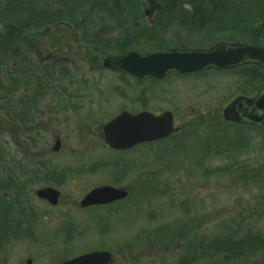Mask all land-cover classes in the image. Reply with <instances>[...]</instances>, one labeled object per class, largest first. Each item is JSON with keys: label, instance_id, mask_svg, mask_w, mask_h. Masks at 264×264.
<instances>
[{"label": "rangeland", "instance_id": "rangeland-1", "mask_svg": "<svg viewBox=\"0 0 264 264\" xmlns=\"http://www.w3.org/2000/svg\"><path fill=\"white\" fill-rule=\"evenodd\" d=\"M182 3L185 4L186 9L197 15L199 9L194 8L193 5L207 4L204 1L177 0L174 5L180 7ZM141 5L142 2L139 0V6ZM105 16H113V14ZM199 16L209 22L207 27L214 32H218V28L222 26L219 23L220 18ZM195 26H205V24L198 18ZM225 28L228 29V26L225 25ZM3 29L4 26L0 25V32ZM196 31L198 35L185 30H180L177 35L185 41H192L188 36L192 39H204L208 33L214 35L207 28ZM191 32L195 31L191 30ZM24 33H26L23 35L24 39L17 40L15 44L25 47L31 36L35 34ZM227 35L228 33L225 32L222 37H228ZM18 41H21V44ZM38 42L36 38L37 46ZM48 42L49 37H46L45 43ZM32 53L35 58L36 52L32 51ZM43 53H47V49H44ZM185 77L188 80H176L167 87L163 81L150 83L152 88L164 87L167 92L159 96L151 94L152 100L149 104L157 111L165 108L175 110L177 125L197 130L195 133L178 131L164 141L152 142L148 145L149 148L157 149L163 156L156 157L152 150L147 151L146 145L138 146L134 152L106 150L100 132L102 125L100 121H97L91 129H87L76 121L79 117L74 113L69 117L63 116L67 121L62 120L61 112H57L53 120L52 115H46L23 126H17L14 122L7 123L1 118L0 144L4 143L7 149L0 154V157L4 158L3 163L7 161L6 163L10 164L2 169L4 174L8 170H16L19 175L18 181H24L28 179L27 177L31 179V174H24L23 169L31 166L33 161L49 159L59 166L63 164L71 166L72 171L67 173L70 181L89 188L102 184L103 178L112 179V173L115 172L104 171L106 162L114 165L115 162L110 160L120 161L130 153L135 156L136 162L132 167L133 173L128 172L123 180L130 182L135 181L137 175L143 176L142 166L145 156H148L149 178H154L156 185L164 189V192L152 191L150 199L132 197L119 203L112 208L113 214L98 206L79 210L77 196L80 191L77 189L70 198L71 206L73 207L75 203L78 210L73 211L69 202L61 203L54 208L38 201V208L48 211L45 217H40L43 219L40 224L45 226H34L35 231L33 229L32 233L37 238L36 241L33 242L32 238L18 239L13 246L5 247L2 253L6 250L9 253L5 264H27L26 259L33 257L32 251L34 257L31 264H59V261L65 257L96 248L109 249L113 252L114 260L111 264H178L176 261L179 256L187 255L188 248L183 244L186 245V242L181 241L179 245L171 244L164 249L149 244V232L152 227L177 218H181L185 223L195 221V224L190 222L195 227L190 237L202 236L208 239L221 230H227L223 226L226 225L225 223H233L235 226L236 223H240L243 232L248 229L264 231V126L248 128L234 124L226 125L223 121L221 109L236 91L238 86L233 84L237 79L229 75H220L210 81L207 74L198 78ZM36 88L34 81L32 87L28 86V90L32 92H35ZM20 89L25 90L23 87ZM50 94L51 91L40 89L38 97L43 95L45 100L42 101L47 102V96H51ZM4 101L6 100L2 103ZM18 101V92L15 95L13 93L9 98L12 111L17 110ZM34 124L36 126H33ZM206 125L211 126L204 130ZM94 128L98 130L95 131ZM56 134L60 137L62 145H65L64 148L56 155H52L51 151L50 154L43 152L45 146L53 145ZM209 134L215 137L209 139L210 147L206 151L199 147L201 150L196 151V157L187 153L183 155L184 160L179 161L184 148L189 150L193 144L207 138ZM225 134L246 136L247 144L252 147L247 151L235 150L234 139H224ZM221 142L230 149L223 146L220 152L212 150ZM242 142L243 139L240 140V144ZM166 147L171 148L168 153L163 152V148ZM174 147H177L176 151ZM170 153L172 154L167 156ZM127 158L126 162L130 163ZM196 159L199 162H193ZM120 163L115 169H122ZM76 165L85 168L82 172L76 173ZM168 166L170 168H164ZM256 173H260V176ZM41 184L40 172L39 178L30 184V187L35 188ZM153 184L154 182L151 181L150 189L153 188ZM182 203L189 212L183 210ZM61 209L72 210L65 214ZM67 219L70 225L64 226V220ZM29 245L32 246L31 249ZM256 254L250 256L248 261L239 260L229 264H259L261 256Z\"/></svg>", "mask_w": 264, "mask_h": 264}, {"label": "flooded vegetation", "instance_id": "flooded-vegetation-1", "mask_svg": "<svg viewBox=\"0 0 264 264\" xmlns=\"http://www.w3.org/2000/svg\"><path fill=\"white\" fill-rule=\"evenodd\" d=\"M142 6L144 7V3ZM145 7L143 8V12ZM162 9L163 5L160 10ZM157 12L155 11V14ZM155 14L153 16L137 14L130 16L69 18V20L88 21L92 24L86 25L88 30L82 33V37H79L76 32L72 31L73 24L69 22L70 25H68L67 23L65 27L69 29L65 31L63 35L69 40L65 42L62 56L54 54L48 56L50 61L56 63L59 67V70H55L51 73L50 81L53 84V92L50 94L51 96H47V102L42 101L45 100V98H43L44 96L20 95L17 104L18 111L16 112L20 116V125L23 126L28 122L31 124L36 121L38 117L46 115H52L53 120L55 118L54 114L57 112L62 113L61 117H69L74 113L79 117L76 121L86 126L87 129H91L97 121H100L102 124L100 132L103 137V124L122 111H128L131 114L142 111L161 112L157 111L156 108H153L152 105L149 104L152 100L151 94L159 96L165 94L167 90L164 87L152 88L150 83H160L163 81L167 87V85H170L171 82L176 80H188L185 76L198 77L207 74L210 76L211 80L213 77L220 75H229L237 79L234 80L237 84H233L238 86L235 91L236 94L243 93L246 95H253L261 88L264 79V69L253 62L222 69L210 68L192 74L172 70L162 78L137 75L134 71L143 70L147 64V60L144 57L146 53L169 47H207L222 40V34H220V32H214L207 26L189 25L188 22L195 20V18ZM203 28L211 30L214 35L208 33L204 39H192L188 36L192 41H185V39L177 35L180 30L197 34L196 30L201 31ZM191 30L195 32H191ZM23 35L22 32H18L16 34L17 39L21 40ZM21 41H18V43L21 44ZM28 51H35L37 54L39 52L37 48H22L21 46L14 50V54L18 57L21 65H24L23 63H30L33 60V58L24 56V52ZM50 51L53 53L56 50L52 48ZM133 51L138 52L139 55L138 57H128V67L132 72L120 68L121 63L125 65L123 61V58L127 56H125V54H130ZM111 55L119 56L113 66L104 63V60ZM23 70H27L25 65L24 67L21 66L18 72H22ZM31 80L32 79L26 80L30 82L26 84L27 86L32 87ZM24 81L25 80L22 79L21 83ZM166 109L167 108L164 110ZM80 112L83 113L81 114ZM64 117L62 120L67 121ZM102 120L105 121L102 122ZM33 126H36V124ZM94 130L96 131L98 129L94 128ZM55 136V140L60 138L57 134ZM53 146L54 143L52 146H45V149L42 151L45 153L48 152L49 154V151H51L53 153L52 155H56L65 145H62L61 142L57 150H53ZM103 146L106 150H112L114 152L128 150L112 148L105 143ZM70 148L72 149V147ZM78 151H80V149ZM129 155L130 153L120 161L110 160L115 162L114 165H109L107 162L105 163L104 171L106 173H115H112V179L103 178L104 181L102 183L116 187H125L128 190V194L121 199L107 203L91 204L89 206H81L80 201L92 187H83L82 184L77 185L76 182L70 181V177L66 175V173L72 171V167L68 166V164L60 165V167L57 163H53V160H35L31 166L27 168L23 167V173H30L31 179L27 177L28 179L24 181H18L19 175L17 171L8 170L7 173L4 174L2 168H6L7 165L10 166V164L1 162V194L8 198L5 203L4 212L8 214V216H16L19 222H17V224L5 223L0 225V227L6 231L16 229V233L12 236L15 240L30 239L32 237L30 231L34 229L35 225L38 226L39 214L41 212L38 208V199H41V201L54 208L65 202H69L71 206L72 202L70 196L75 189L80 191V194L77 196L79 210L98 206L112 213V208L115 205L125 202L132 196L141 197V194L147 189L149 177L148 163L146 161L143 162L141 172L143 176L137 175L135 181L128 182L123 180L126 178L128 172L133 173L132 167L134 166V157L129 158L130 163H127L125 160ZM118 163L121 164V170L115 169V167L119 166ZM76 166V173L82 172L85 168L84 166ZM40 172L42 184L35 188L30 187V184L34 183L35 180L39 178ZM63 173L65 175H62ZM47 186L53 187L59 191V199L55 204L49 202L46 198L36 195L38 188ZM75 205L76 204L73 203V207L71 206L73 211L75 209L78 210V207ZM72 209L61 210L66 214ZM42 213L43 216H45L47 213L46 209H43ZM7 235L11 236L12 234L9 232ZM13 245L14 243H12V246ZM2 251L3 248H0V256L4 257L5 254L2 255ZM29 259H31V257Z\"/></svg>", "mask_w": 264, "mask_h": 264}, {"label": "trees", "instance_id": "trees-1", "mask_svg": "<svg viewBox=\"0 0 264 264\" xmlns=\"http://www.w3.org/2000/svg\"><path fill=\"white\" fill-rule=\"evenodd\" d=\"M135 0H0V25L4 26V32L8 35L0 38V44L5 40H12L16 33V28L19 24L23 26H36L38 32L47 31L46 26L55 20L67 18L71 16H88L96 15L102 12L105 15L118 14V10H124L129 7V3ZM137 1V0H136ZM177 1V0H161ZM186 1H204L207 4L193 5L199 9V15L206 17L220 18L221 29L228 30L232 33L246 34V36L255 38L259 37L264 42V0H186ZM121 14V11L119 12ZM87 22H75V25H82ZM228 26V29L225 28ZM28 31H32L27 27ZM11 36H10V34ZM44 33V32H43ZM38 33L39 40L40 35ZM9 76L16 77L15 72H8ZM7 90L14 92L15 87L5 85L4 81L0 80L1 91ZM9 118L19 121L16 112L8 111ZM173 137V136H172ZM170 138V137H169ZM210 140L205 138L186 150L184 148L179 161L184 160L187 153L197 156L198 149L206 151ZM237 144L240 141L236 142ZM223 143L216 145L212 150L215 152L222 151ZM170 147L163 148V152L168 153ZM156 157L163 156L157 149L151 148ZM177 150V147H174ZM167 154V156L171 155ZM167 158V157H166ZM202 157H200V160ZM198 161V159L193 162ZM199 162V161H198ZM166 168V167H164ZM257 176H260L256 173ZM153 179H151L152 181ZM154 182V181H153ZM153 188L164 192V189L158 187L155 182ZM2 189L0 183V191ZM155 190V189H154ZM156 190V191H157ZM6 197L0 195V214L5 208L7 201ZM185 212L189 209L182 206ZM195 224V221H190ZM190 222H183L181 218L172 219L161 224L155 225L149 232V244L152 247L161 249L167 248L171 244L179 245L181 241L186 242L184 247L188 248L187 255H180L177 259L178 264H229L239 260L248 261L249 257L257 253L261 256V263L264 264V231L251 230L242 231V225L236 223V226L229 223L223 225L227 228L225 231H220L213 237L193 236L190 233L195 227ZM196 226V225H195ZM195 243V245H193ZM256 254V255H257Z\"/></svg>", "mask_w": 264, "mask_h": 264}, {"label": "water", "instance_id": "water-1", "mask_svg": "<svg viewBox=\"0 0 264 264\" xmlns=\"http://www.w3.org/2000/svg\"><path fill=\"white\" fill-rule=\"evenodd\" d=\"M243 58L255 60L264 67V46L220 42L207 50L179 51L175 49L154 53L151 54V60L157 61L159 64L155 67L151 64L147 72L151 75L161 76L174 67L183 71H194L204 66L213 65L223 67L234 64ZM138 72L145 74L144 70ZM224 117L229 120L262 123L264 121V87L253 98L237 97L234 99L224 108ZM176 129L171 111H164L159 115L152 112L136 115L122 113L104 125V139L112 147L125 148L138 142L165 137ZM58 144L57 141L56 146ZM38 193L55 200L56 192L53 189H40ZM125 194L126 191L121 188L104 185L92 189L83 198L82 204L107 202L123 197ZM112 259L110 251L94 250L64 260L61 264H108Z\"/></svg>", "mask_w": 264, "mask_h": 264}]
</instances>
